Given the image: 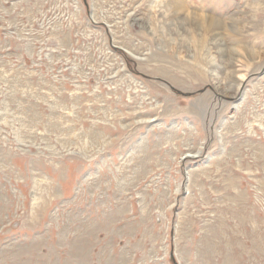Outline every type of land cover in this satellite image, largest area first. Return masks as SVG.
<instances>
[{
	"label": "rangeland",
	"instance_id": "1",
	"mask_svg": "<svg viewBox=\"0 0 264 264\" xmlns=\"http://www.w3.org/2000/svg\"><path fill=\"white\" fill-rule=\"evenodd\" d=\"M183 1L0 0V264H264V0Z\"/></svg>",
	"mask_w": 264,
	"mask_h": 264
},
{
	"label": "bare ground",
	"instance_id": "2",
	"mask_svg": "<svg viewBox=\"0 0 264 264\" xmlns=\"http://www.w3.org/2000/svg\"><path fill=\"white\" fill-rule=\"evenodd\" d=\"M173 1V4H174V6L176 7V11L178 10V9H182V7H184V1L183 0H172ZM151 6V5H150ZM205 21L203 20V21H198V23L197 24H202V23H204ZM208 24V23H207ZM209 25V24H208ZM207 28L208 29H211V25H209V26H207ZM206 28V29H207ZM200 44V43H199ZM202 48V47H201Z\"/></svg>",
	"mask_w": 264,
	"mask_h": 264
}]
</instances>
